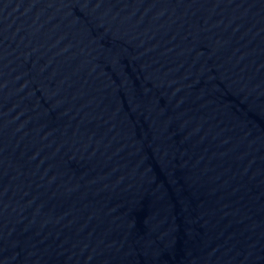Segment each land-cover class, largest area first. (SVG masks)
Masks as SVG:
<instances>
[{
	"label": "water",
	"instance_id": "water-1",
	"mask_svg": "<svg viewBox=\"0 0 264 264\" xmlns=\"http://www.w3.org/2000/svg\"><path fill=\"white\" fill-rule=\"evenodd\" d=\"M0 264H264V0H0Z\"/></svg>",
	"mask_w": 264,
	"mask_h": 264
}]
</instances>
